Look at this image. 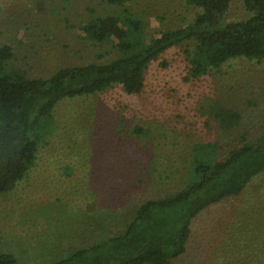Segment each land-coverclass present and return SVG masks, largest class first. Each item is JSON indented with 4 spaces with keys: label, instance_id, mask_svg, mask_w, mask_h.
<instances>
[{
    "label": "rangeland",
    "instance_id": "374dc122",
    "mask_svg": "<svg viewBox=\"0 0 264 264\" xmlns=\"http://www.w3.org/2000/svg\"><path fill=\"white\" fill-rule=\"evenodd\" d=\"M126 7L145 38L183 26L197 12L184 0H130ZM118 11L104 0H0V46L12 50L6 65L48 76L109 61L115 50L86 39L80 26ZM247 16L241 0H231L224 20ZM185 48L149 63L138 94L113 85L58 102L29 170L0 194V252L18 264H47L119 233L141 201L186 185L197 145H210L199 154L221 158L259 134L264 59L234 58L186 80ZM226 112L234 115L230 125L215 116ZM169 264H264V171L239 195L195 216L185 252Z\"/></svg>",
    "mask_w": 264,
    "mask_h": 264
},
{
    "label": "trees",
    "instance_id": "16d2710c",
    "mask_svg": "<svg viewBox=\"0 0 264 264\" xmlns=\"http://www.w3.org/2000/svg\"><path fill=\"white\" fill-rule=\"evenodd\" d=\"M197 9L183 26L161 30L145 38L143 23L126 6L130 0H104L117 13L87 19L80 31L96 43H107L115 56L57 68L48 76H29L8 67V45L0 46V194L25 176L53 122L62 99L95 95L117 85L127 94L143 88L146 67L174 46L185 44L186 73L194 80L238 57L264 59V0H241L248 16L227 22L231 0H184ZM227 114V116H226ZM230 125L234 115L226 112ZM197 145L188 167V182L179 190L147 198L135 208L119 233L77 248L47 264H169L183 254L192 219L209 206L239 195L264 171V122L257 136L232 147L224 157ZM0 264H18L0 252Z\"/></svg>",
    "mask_w": 264,
    "mask_h": 264
}]
</instances>
